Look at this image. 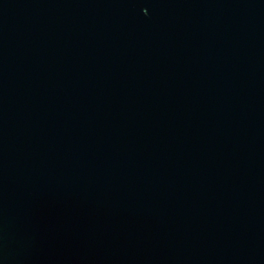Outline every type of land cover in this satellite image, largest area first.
I'll use <instances>...</instances> for the list:
<instances>
[{
  "label": "water",
  "instance_id": "obj_1",
  "mask_svg": "<svg viewBox=\"0 0 264 264\" xmlns=\"http://www.w3.org/2000/svg\"><path fill=\"white\" fill-rule=\"evenodd\" d=\"M0 264H264V0H0Z\"/></svg>",
  "mask_w": 264,
  "mask_h": 264
}]
</instances>
